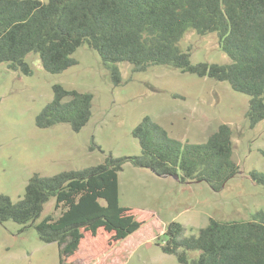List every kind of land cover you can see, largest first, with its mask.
Here are the masks:
<instances>
[{
	"label": "trees",
	"instance_id": "1",
	"mask_svg": "<svg viewBox=\"0 0 264 264\" xmlns=\"http://www.w3.org/2000/svg\"><path fill=\"white\" fill-rule=\"evenodd\" d=\"M188 30L215 34L229 62L193 64L190 49L179 46ZM85 45L98 53L115 85L121 82L120 63L134 72L163 66L227 83L250 97V125L264 121V0H0V65L8 70L32 75L26 59L37 54L45 72L60 74L78 64L73 54ZM53 94L36 126L44 130L67 124L81 132L91 120L93 96L61 85L53 86ZM132 136L139 142V156L110 155L105 163L82 170L36 174L17 202L0 195V225L12 221L33 227L41 242L58 246L60 264H73L85 242L92 239L112 250L144 224L119 204V173L125 165L183 184L205 182L214 192L240 173L228 125L195 145L170 137L146 116ZM249 176L264 187V173L251 171ZM52 199L60 215L41 219ZM186 230L171 223L161 245L180 264H264L262 211L248 221L210 219L197 235L190 229L186 236Z\"/></svg>",
	"mask_w": 264,
	"mask_h": 264
},
{
	"label": "rangeland",
	"instance_id": "2",
	"mask_svg": "<svg viewBox=\"0 0 264 264\" xmlns=\"http://www.w3.org/2000/svg\"><path fill=\"white\" fill-rule=\"evenodd\" d=\"M179 46L190 49L193 64L229 62L215 34L199 36L188 30ZM73 58L78 64L56 75L43 70L37 54L26 59L33 71L30 76L0 65V195L17 202L36 174L50 177L82 170L105 163L110 155L139 156L141 148L132 131L146 116L170 137L195 145L204 144L220 125H228L233 131V160L240 167L236 177L214 192L205 182L183 184L125 165L119 173V204L144 224L112 250L92 239L85 242L73 264H180L161 250L171 223L187 228L186 236L192 231L197 235L210 219L248 221L264 212V187L249 176L251 171L264 173V121L250 125V97L227 83L163 66L134 72L131 65L120 63L121 82L115 85L96 51L85 45ZM55 85L93 96L92 117L81 132L67 124L44 130L36 126V117L53 99ZM54 207L52 199L41 219L59 216ZM0 264H60L59 248L41 242L33 227L9 221L0 225Z\"/></svg>",
	"mask_w": 264,
	"mask_h": 264
}]
</instances>
